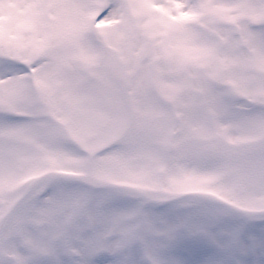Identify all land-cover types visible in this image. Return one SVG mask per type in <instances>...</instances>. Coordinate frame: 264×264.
<instances>
[{
  "label": "snow or ice",
  "instance_id": "snow-or-ice-1",
  "mask_svg": "<svg viewBox=\"0 0 264 264\" xmlns=\"http://www.w3.org/2000/svg\"><path fill=\"white\" fill-rule=\"evenodd\" d=\"M0 264H264V0H0Z\"/></svg>",
  "mask_w": 264,
  "mask_h": 264
}]
</instances>
